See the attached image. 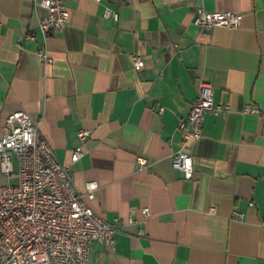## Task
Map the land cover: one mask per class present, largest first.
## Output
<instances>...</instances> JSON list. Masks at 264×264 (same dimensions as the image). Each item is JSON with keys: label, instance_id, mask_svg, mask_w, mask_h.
I'll use <instances>...</instances> for the list:
<instances>
[{"label": "crops", "instance_id": "1", "mask_svg": "<svg viewBox=\"0 0 264 264\" xmlns=\"http://www.w3.org/2000/svg\"><path fill=\"white\" fill-rule=\"evenodd\" d=\"M66 3L70 19L50 36L46 64L35 53L46 10L0 0V138L7 118L26 110L77 189L98 184L89 204L119 230L114 246L91 244L89 264H264V0ZM199 9L244 18L237 29L203 31ZM201 81L231 111L207 114L186 179L172 163ZM82 128L91 132L85 143Z\"/></svg>", "mask_w": 264, "mask_h": 264}, {"label": "built area", "instance_id": "2", "mask_svg": "<svg viewBox=\"0 0 264 264\" xmlns=\"http://www.w3.org/2000/svg\"><path fill=\"white\" fill-rule=\"evenodd\" d=\"M37 5L45 9L46 14L39 24L43 47L35 53L46 64H51L47 42L51 35L68 25L70 9L66 0H37ZM105 16L118 18L110 8L106 9ZM243 18L236 12L199 9L194 24L203 31L216 27L237 29ZM132 63L133 68L140 71L144 59L134 55ZM230 111L228 104L215 102L211 84L201 81L190 113L179 122L183 144L172 163L186 179H191L195 171L193 156L188 150L203 137L207 114ZM245 111L260 113L252 105H247ZM90 136L87 129L78 132L82 143ZM83 154L82 147L77 148L72 154V163L79 161ZM137 164L143 168L148 161L137 157ZM0 177L8 182L0 184V264H89L93 242L105 246L116 244L118 219L114 222L103 219L89 204L96 198L98 184L88 182L85 192L77 189L71 168L59 163L38 123L26 110L13 112L6 120L0 138ZM142 214L145 220L150 219V208H143ZM234 215L237 219L244 216L238 212Z\"/></svg>", "mask_w": 264, "mask_h": 264}, {"label": "rangeland", "instance_id": "3", "mask_svg": "<svg viewBox=\"0 0 264 264\" xmlns=\"http://www.w3.org/2000/svg\"><path fill=\"white\" fill-rule=\"evenodd\" d=\"M13 183L15 184L16 181H13ZM0 184H1V185H6V184H8V182H7V180H6L5 178H1V177H0Z\"/></svg>", "mask_w": 264, "mask_h": 264}]
</instances>
